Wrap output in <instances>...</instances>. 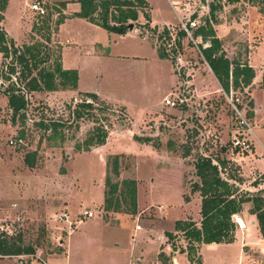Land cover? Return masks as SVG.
I'll use <instances>...</instances> for the list:
<instances>
[{
    "label": "rangeland",
    "instance_id": "rangeland-1",
    "mask_svg": "<svg viewBox=\"0 0 264 264\" xmlns=\"http://www.w3.org/2000/svg\"><path fill=\"white\" fill-rule=\"evenodd\" d=\"M5 1L0 28L14 47L38 44L37 69H51L55 60L61 67V54L65 67L82 70V87L98 89L105 97L92 94L94 98H90V93L78 91L76 86L50 92L21 91L27 101L23 120L15 116L11 123L2 90L10 82L21 88L27 80L18 75L20 67L12 56L5 58L0 54V239L33 249L28 255H0V264H78L88 253L110 255L105 248L92 246H128L134 226L143 227L146 223L140 219L154 218L152 222L158 231L160 227L171 229L175 220L196 219L198 204L183 202L181 194L188 195L190 187L198 183L193 164L199 157L224 161L219 177L232 186L235 199L264 196L263 175L255 171H245L244 176L240 173L237 160L244 152L230 143L236 130L239 131L234 109L196 47L204 48L208 43L199 38L190 41L185 33L178 47L175 43L182 25L194 24L189 29L191 37V30L202 26L208 17V4L219 6L214 12L216 22L211 26L225 57L230 62L249 65L247 61L253 53L250 62L254 66V83L232 90V97L238 100L235 109L251 129L249 134L239 131L237 135L242 134L251 143L245 154L264 158V17L259 13L260 2L144 0L150 7L151 23L159 27L144 28L145 20L140 13L143 20H136L132 27L155 50L164 47L167 58L160 63L150 52L131 51L140 37L134 32L117 39L99 27L90 31L76 17L65 21L55 36L56 20L79 10L75 0ZM36 1L45 10L46 15L41 18L29 10V5ZM144 12L148 14V7ZM176 15L180 17L178 21ZM161 23L166 26H160ZM163 30L170 37L167 42L158 38ZM89 37L92 42L108 39L114 43L111 52L122 57L105 60L108 48L97 45L100 43L89 46ZM88 58L93 62L87 61ZM10 67L15 75L6 81ZM251 96L260 107L257 123L251 121ZM166 97L176 105L163 106ZM82 103L90 107L81 108ZM40 120L44 124L48 120L64 124L50 132L36 126ZM99 131L105 132L103 144L86 147L85 140L95 139ZM20 132L22 144L8 145ZM144 138L148 142L138 141ZM27 155H33L29 157L31 167L24 163ZM113 159L117 161L116 177L111 174ZM106 176L111 184L118 185L111 196L104 181ZM122 181L135 184V202L138 195L136 204L140 212L137 221L126 216L129 213L126 204H119L121 215H112L111 219L112 211L103 209L105 198L117 197ZM253 181L259 187L253 188ZM250 207V202L242 203L240 211L231 216L234 226L231 244L211 248L204 245L200 249L203 264H264V241L254 224L255 216L249 214ZM82 210L91 211L92 217L82 218ZM61 213L67 214L70 226L53 220ZM234 218L243 222L242 227L235 224ZM112 220H117L119 226L104 225ZM169 245L186 247L179 239L169 241ZM198 246L195 245L190 264L200 262ZM141 264H155L153 256L144 258Z\"/></svg>",
    "mask_w": 264,
    "mask_h": 264
},
{
    "label": "trees",
    "instance_id": "trees-1",
    "mask_svg": "<svg viewBox=\"0 0 264 264\" xmlns=\"http://www.w3.org/2000/svg\"><path fill=\"white\" fill-rule=\"evenodd\" d=\"M238 1H246L250 4L260 2L262 8H260L259 13L264 17V0H227L228 3H235ZM75 3L78 4L79 10L74 13V17L83 19L107 33L116 35L125 34L128 31L127 25L137 20L138 13H140L145 20L144 28L149 27L147 25L149 16L144 12L147 8V4L144 0H75ZM5 5L6 1L0 0V13L4 10ZM59 5L62 6L64 4L60 3ZM218 8L219 6L212 2L208 4V17L204 18L202 26H197L195 29L191 30V38H199L202 42L208 43L204 48L200 46L196 47L221 90L227 94L229 89L235 90L237 88L242 89L248 87L254 77V73L252 68L246 63L230 62L221 50V44L216 38L211 26L212 22H216L214 12ZM64 18L65 17L61 15L56 20L53 31L57 30L58 25L62 23ZM191 19H194V15L191 16ZM1 20L2 16L0 14V21ZM161 37L163 38V42H167L170 39V37H168V32L165 30L158 36L159 39ZM183 38H185L184 32L179 31L175 41L177 47L179 46L180 40ZM188 44L191 45L190 42ZM38 47V44H31L16 48L13 46L12 41L7 39L5 32L0 28V54L5 58L9 55L12 56L14 62L20 67L18 75L21 79L27 80L25 86L21 88L18 86L15 88L12 84L13 82H10L9 87L2 90L4 95H6V107L11 114V123H13L15 116H17L19 120H23L22 113L26 108L27 101L24 98V92L21 91H25L26 93L50 92L58 88L67 87L74 89L76 86V71L62 69L57 60H55L51 69H37V65L40 63V60H38ZM158 49L156 50L157 57L159 59L167 58L164 47ZM33 70H35L34 75H32ZM6 75L4 79L10 81V77L15 75L14 69L10 67ZM16 78L19 79L18 77ZM88 97L94 98V95L89 94ZM80 107L88 109L90 105L88 103H82ZM63 124V122L50 120L44 124V121L40 120L36 126L42 128L44 131L55 132V129L61 127ZM99 132L100 133L96 135L95 139L88 138L85 140L84 144L86 147L93 144L96 146L103 144L105 132ZM17 137L22 139V132H20V135ZM138 141L148 142L146 138L142 140L138 139ZM31 156L33 155L24 157V163L30 167L32 162L29 160V157ZM223 165V160L218 158L212 159L210 157H199L193 164L194 176L198 179V183L193 184L189 191L191 194L198 193L200 197L199 227H196L190 220L174 222V231L180 232L186 242L185 253L189 263H192L195 245L231 243L230 232L234 227L231 216L238 213L241 204L245 202L251 203L249 214L255 216L258 232L264 241V196H255L250 199H235L232 186L229 185L226 180H222L219 177ZM111 174L114 177L118 174L116 159L112 161ZM104 181L108 186V195L111 196L116 193L118 185L116 183L111 184L108 176L105 177ZM120 186L121 190L117 193V197L114 198V200L110 197L104 199L103 209L106 211L111 210L112 212H118L119 204H126L129 212L127 214H134L136 212L135 184L133 181H122ZM112 201L114 203L113 207H111ZM183 201L186 202L187 199L183 197ZM165 236L167 239L171 238V235L168 233H166ZM32 253L33 249L31 247L23 248L14 245L13 242L10 243L9 240L0 239L1 256L28 255ZM157 258L161 264H170L168 258L162 253H159ZM196 264H200L199 260H196Z\"/></svg>",
    "mask_w": 264,
    "mask_h": 264
},
{
    "label": "crops",
    "instance_id": "crops-1",
    "mask_svg": "<svg viewBox=\"0 0 264 264\" xmlns=\"http://www.w3.org/2000/svg\"><path fill=\"white\" fill-rule=\"evenodd\" d=\"M148 7V16H150V22L148 23L149 27H159L158 25L151 23V13L149 11V5L148 2L145 1ZM174 4V3H172ZM175 5V4H174ZM173 6V5H172ZM78 11H73L71 13L68 14V12L64 15L65 18L62 21L61 24L58 25L57 27V33L55 36H57V34L59 33L62 25L64 24L65 21L69 20L70 18H73L74 16H72L74 13H76ZM77 18V17H76ZM138 19L137 20H141L142 17L140 14H138ZM176 21H178L180 19L179 15H176ZM80 19V18H77ZM143 20V19H142ZM80 21H82V23H85L84 27L88 28L90 31H96V29L98 28L97 26L90 24L88 22H86L85 20L81 19ZM140 24V23H139ZM174 25V24H171ZM160 26H166V24L161 23ZM130 32H134L135 34L139 35V42L137 44H134L133 46H131V51L135 52L137 51L138 54H142V53H151L152 57H155L160 63H164V61H162V59H159L157 57L156 54V50L154 49V47L151 46V44L149 43V41L146 39L145 36H143L141 34V32H138L137 29H135L134 27L130 30L127 31L125 34L123 35H116V34H112V33H108L109 35L119 39V38H123L126 35H128ZM92 38L89 37L88 40V44H90L89 46H95L97 44L101 47H103L104 49H106V56H104L105 60L106 59H112V58H121L122 56H116L111 52L110 46L112 47V45L114 43H110V41L107 39L108 42L104 41V42H96V41H91ZM93 44H92V43ZM62 50L60 49V52ZM149 53V54H150ZM253 56V53H252ZM251 56V57H252ZM251 57L248 59L247 63L249 64L248 66H250L253 70H254V66L251 65ZM60 62H61V67L64 70H75L76 71V75H77V82H76V87L78 88V91H83V92H87L90 94H94L96 96H100V97H105V95L102 94V92L98 89H94V88H88V87H82L81 86V69L75 68L73 66H71V68L69 67H65L64 66V61H63V56L60 54ZM96 58V57H94ZM87 61L93 62V59L88 58ZM254 72V71H253ZM255 81V72H254V77L252 79V83H254ZM249 92H251L252 94V90H250ZM104 99V98H102ZM252 102H253V118H252V123L256 122L257 120H255L259 114V110L260 107H258V105L255 104V100L254 98L251 96ZM257 123V122H256ZM242 152V151H241ZM251 152H253V147L251 148ZM239 153H236V155H238ZM254 156V157H252ZM238 157V156H236ZM237 164L240 167V173L242 176H244L245 171H255L256 174L258 175H264V158H258L257 156L247 153L244 154L239 157V159L237 160ZM259 183L257 182H252L251 186L253 188H255L256 186L259 187ZM183 187V185H182ZM184 189V187H183ZM183 197H185L187 199V201H183L185 203H189L190 201H195L198 206L200 204V197L198 196V193H188V195H184L183 192L182 194ZM138 195L136 196V202L138 201L137 199ZM162 209V207L160 208ZM137 210H139V205L136 204V212L134 214H128L126 216L128 217H132V219H134L135 221H137V219L139 220L140 218V212H138ZM198 216L196 219H191L186 217L183 220H175V221H185V220H190L193 223H195V226H198V221L200 220V216H199V209H198ZM110 217L109 219H111L112 215L114 217L121 215V213L118 212H111L110 213ZM123 214V213H122ZM154 216V215H153ZM152 216V217H153ZM154 219V218H153ZM153 219H140L142 221H146V223L143 224V227H140L138 224H136L135 226H138V229H135L134 226V230L132 232V235L130 237V241H129V245L128 246H118V244H115L114 246H92L94 248H100L101 250L103 248L106 249V251L109 252V256L104 257L102 252L101 254H97L96 252L93 253H88L86 255H84L83 257L80 258V262H77L78 264H141V260H143L146 257L149 256H153V260L155 261V264H161L158 261L157 255L159 253L164 254L165 257L168 258L169 263L170 264H190L187 259H186V253H185V246H180V248L178 247H174V246H170L169 245V241H173L175 239H179L185 242V240L183 239V236L180 232H176L174 231V222L172 224V228L171 229H162V227H160V230L158 231L156 226H154L152 220ZM104 222V221H103ZM251 223H254L253 221ZM256 226V223H254ZM104 225H109V226H119V223L117 220H112L111 223L108 222H104ZM254 226V225H253ZM252 226V227H253ZM140 232V233H139ZM168 233L171 235L170 239H167V237L165 236V234ZM178 233V234H176ZM181 235V236H179ZM186 244V242H185ZM231 244V243H230ZM204 245H208L210 248L214 247L212 245H218V244H200L197 248H198V255L200 257V264H203V260L201 259L200 256V249L202 247H206ZM211 245V246H210ZM91 247V246H89ZM81 248H86V246H82ZM241 249V246H240ZM97 250V249H96ZM242 256L244 257V254L241 252ZM64 256L67 259V251L64 248ZM182 257L180 260L177 261L178 257ZM92 257V258H89ZM138 258H140V261L138 260ZM69 264V263H68Z\"/></svg>",
    "mask_w": 264,
    "mask_h": 264
},
{
    "label": "built area",
    "instance_id": "built-area-1",
    "mask_svg": "<svg viewBox=\"0 0 264 264\" xmlns=\"http://www.w3.org/2000/svg\"><path fill=\"white\" fill-rule=\"evenodd\" d=\"M29 10L32 13H34L35 15H37L38 17H40V18L43 17L44 15H46L44 7L37 1L36 2H32L29 5ZM193 26H194V24L193 23H189V22H188L187 26H183L182 25V32H184L190 38V41H193V40H191V37H190V34H189V29L191 27H193ZM227 95H228V98H229L230 105L234 109L233 111H234L235 116H236V122H237V126L239 128V131L241 133H247V134L251 133V129H250V126L248 125L247 120L242 116V114H240V112H238L235 109L234 103H238V100H237V98H233L232 97L233 96L232 90H229ZM162 105L166 106V107H173L176 104L169 97H166L162 101ZM239 131L236 130V135L234 134L232 136L230 143L232 144L233 148H237V149H239L242 152L249 151L251 143L248 142V140L245 137H242V134L241 135H237V133ZM7 143H8V145H11V146H15V145L19 146V145L22 144V139H20L18 137H15L14 139L9 140ZM81 217L84 218V219L91 218L92 217V213L89 210H82L81 211ZM53 220L63 221L64 223L67 224V226L71 225L69 220H68V216L65 213H61V214H59V216L57 215V217L54 218ZM234 220H235V224L240 228V226H241L240 224L241 223L238 222V220L236 218H234ZM135 229H138V226H135Z\"/></svg>",
    "mask_w": 264,
    "mask_h": 264
},
{
    "label": "water",
    "instance_id": "water-1",
    "mask_svg": "<svg viewBox=\"0 0 264 264\" xmlns=\"http://www.w3.org/2000/svg\"><path fill=\"white\" fill-rule=\"evenodd\" d=\"M202 2H203V0H202ZM133 25L131 24V23H129L128 25H127V30L128 31H130L133 27H132Z\"/></svg>",
    "mask_w": 264,
    "mask_h": 264
},
{
    "label": "bare ground",
    "instance_id": "bare-ground-1",
    "mask_svg": "<svg viewBox=\"0 0 264 264\" xmlns=\"http://www.w3.org/2000/svg\"><path fill=\"white\" fill-rule=\"evenodd\" d=\"M237 219H238V218H237ZM238 222H240V223H242V224H243V222L239 221V219H238ZM240 225H241V224H240ZM240 227H242V225H241Z\"/></svg>",
    "mask_w": 264,
    "mask_h": 264
}]
</instances>
